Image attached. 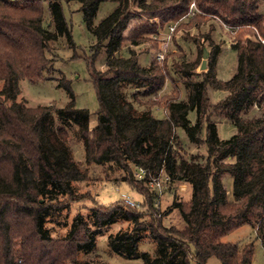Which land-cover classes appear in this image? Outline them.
I'll return each mask as SVG.
<instances>
[{
	"label": "trees",
	"instance_id": "obj_1",
	"mask_svg": "<svg viewBox=\"0 0 264 264\" xmlns=\"http://www.w3.org/2000/svg\"><path fill=\"white\" fill-rule=\"evenodd\" d=\"M75 1L96 39L92 57L100 48L106 54L105 69H94L92 76L98 107L91 129L88 109L75 106L63 78L60 85L71 99L60 108L16 100L20 79L43 78L59 36L75 46L61 0H47L48 16L42 0H0V264H94L80 254L95 247L102 227L118 220L131 225L108 235L109 250L141 258L143 264H206L210 256L221 264H252L254 240L264 249V107L257 116L244 114L264 102V45L251 28L263 31L261 0H196L203 11L241 26L231 45L237 68L227 80L216 75L218 45L209 51L207 71L200 73L195 71L198 63L188 64L182 54L179 59L165 52L161 61L154 57L147 64L137 58L136 46L160 49L149 34L182 17L190 0H112L114 7L96 24L100 3L109 0ZM142 15L145 23L123 35L128 22ZM203 18L186 16L179 25L188 30ZM171 70L185 78V100L179 99L176 85L157 97L167 80L175 83ZM208 86L225 91V97L210 105ZM154 108L164 116L156 117ZM208 109L230 119L236 131L220 139ZM190 110L196 112L194 122L188 118ZM176 128L190 142L204 143L206 156L182 157L173 144ZM69 132L81 142L86 163L118 173L142 199L137 205L123 198L107 206L93 204L86 215L76 213L68 232L55 238L47 225L53 213L89 198L78 195L73 184L86 179L87 170L74 159L66 140ZM137 168L144 170L142 177L136 175ZM162 171L170 183H185L190 191L187 200L174 195L171 205L179 211L183 228L164 224L156 205L149 184ZM223 172L232 178L231 197ZM243 225L254 230V240H222ZM144 240L154 245L152 252L139 250Z\"/></svg>",
	"mask_w": 264,
	"mask_h": 264
},
{
	"label": "rangeland",
	"instance_id": "obj_2",
	"mask_svg": "<svg viewBox=\"0 0 264 264\" xmlns=\"http://www.w3.org/2000/svg\"><path fill=\"white\" fill-rule=\"evenodd\" d=\"M45 14L48 16L47 0H42ZM63 13L71 28L72 39L75 46H70L65 36H59L57 41L53 44L51 49L50 61L47 68L44 70L43 78L37 81H29L27 79H20L19 93L16 97L17 101L26 103L29 106L36 105H50L55 108H60L66 105L71 99L64 85H60L63 78L65 83L70 87L74 104L76 107L87 108L89 111V128L91 129L95 124L96 110L98 107L96 93L92 82V76L95 70H104L103 61L105 59V50L100 48L99 51L92 57L91 45L96 41L92 32L87 28L83 19V13L79 10V3L75 0H61ZM260 8L264 5L262 1L259 3ZM115 3L112 0L100 3L98 10L94 16L93 22L96 24L103 18L113 7ZM208 9H212L210 5L205 4ZM211 11V10H210ZM205 12V11H204ZM204 20L198 25L188 28L185 25H176V28L170 32L168 25L176 19H172L162 26H159L158 32L149 34L153 40L159 42V47L162 42L167 41L165 52H173L175 57L179 58V54L183 55L182 60L188 64L198 63L195 71L205 72V69H200L202 61L203 50L209 51L216 45L220 46V51L216 57V75L222 80L229 79L236 71L237 57L235 50L231 47L235 39L230 37L226 28L223 27L220 18L222 16H215L211 12H206ZM47 18V17H46ZM45 18V20H46ZM183 20V19H182ZM146 18L137 16L131 19L123 31V35H127L131 29L140 23H145ZM152 19L149 21L151 22ZM155 21H158L155 18ZM188 35H185L187 33ZM169 36V38H167ZM244 33L242 37H246ZM128 45L122 49L124 52ZM147 44L136 46L134 49L137 52L139 62L147 64L155 57L154 50L147 51ZM201 52V53H200ZM200 53V54H199ZM207 55V58H208ZM206 58V64L207 59ZM180 59V58H179ZM178 59V60H179ZM179 60V61H182ZM171 75L175 79V83L170 80L165 82L164 87L159 91L157 97L161 93L169 92L174 85L179 89V99L185 100L187 98V88L184 85V79L177 72L171 70ZM1 87V83H0ZM210 105L223 99L226 95L225 91L214 89L210 86L206 90ZM264 107L254 104L249 109L244 117L250 118L257 116L259 111ZM208 115L210 120L214 121L217 129V136L220 139L230 137L235 131L234 123L225 118L222 114L210 112ZM153 114L156 117H163L164 111L160 108H154ZM188 118L194 122L196 112L190 110ZM204 134V128H203ZM177 138L174 139L173 144L176 151L184 158L193 156L204 157L207 154V149L204 143H192L188 140L185 132L180 128L175 129ZM67 143L70 146L75 161L82 169L87 170V177L84 180L74 182V187L77 194L84 197L70 204L69 210L63 208L61 211L53 213L52 220L47 223L51 230V236L59 238L64 236L70 228L73 216L76 213L83 215L87 214L88 207L93 204L110 205L120 198H130L133 202H140L142 197L135 189L131 188L126 182H121L118 178V173H105L100 167L86 163L82 152V145L79 140L71 132L67 135ZM200 158V159H202ZM225 160H229L227 157ZM222 182L227 190V194L231 197L232 178L230 174L223 172L221 174ZM155 194L156 205L160 208L163 214V222L166 225H174L178 228H183L184 222L177 209H172V201L174 195L178 199L187 200L190 194L188 186L185 183H170L164 171L159 176L152 179L149 184ZM131 224L125 220H118L110 225L101 228V231L96 236L95 247L88 253H81L80 257L94 264H143L141 258H127L109 250L107 246V237L110 233H115L119 229H125ZM254 240V230L249 225H243L222 237L223 241L234 242L237 240ZM255 251L253 255L252 264H264V249L257 240H254ZM140 251H151L154 245L148 240L139 243ZM206 264H221L220 260L215 256H210Z\"/></svg>",
	"mask_w": 264,
	"mask_h": 264
},
{
	"label": "built area",
	"instance_id": "obj_3",
	"mask_svg": "<svg viewBox=\"0 0 264 264\" xmlns=\"http://www.w3.org/2000/svg\"><path fill=\"white\" fill-rule=\"evenodd\" d=\"M263 5H264V0H261ZM263 11H264V6H263ZM195 14H202V15H205L207 14L206 12H204L202 9H200L197 5V2L196 0H190L189 2V6H188V9H187V12L180 18L172 21L170 23V25H168V29L170 30V32H172L175 28H176V25L179 23V21L186 17V16H193ZM215 16L219 17L218 15L214 14ZM220 21L223 25L224 28H226L230 34V37L234 38V35H235V32L236 30L241 27L240 25H232V24H229L227 23L226 21L222 20L220 18ZM254 31V37L257 41H259L261 44L264 45V28H263V31H260L256 26H252L251 27ZM167 38H169V36H167ZM166 44H167V41H164L162 42V45L160 46V49L158 51L155 52V58L157 59V61H161L164 57V53H165V50H166ZM144 174V170L142 168H137L136 170V175L138 177H142ZM154 179V178H152ZM151 179V181H152ZM150 181V183H151ZM129 204L131 205H137L136 202H133L130 198L128 199V197L125 199Z\"/></svg>",
	"mask_w": 264,
	"mask_h": 264
},
{
	"label": "water",
	"instance_id": "obj_4",
	"mask_svg": "<svg viewBox=\"0 0 264 264\" xmlns=\"http://www.w3.org/2000/svg\"><path fill=\"white\" fill-rule=\"evenodd\" d=\"M207 55H208L207 51L204 49L203 54H202V61L200 63V69H205L207 67V64H206Z\"/></svg>",
	"mask_w": 264,
	"mask_h": 264
}]
</instances>
